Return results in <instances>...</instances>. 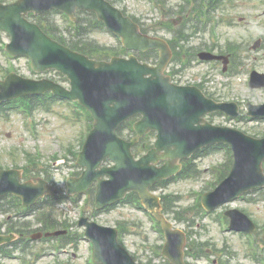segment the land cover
Returning <instances> with one entry per match:
<instances>
[{"label":"water","instance_id":"1","mask_svg":"<svg viewBox=\"0 0 264 264\" xmlns=\"http://www.w3.org/2000/svg\"><path fill=\"white\" fill-rule=\"evenodd\" d=\"M53 2L52 5L67 12L74 10L76 6L96 11L102 20L123 36L125 44L130 48L161 50L166 48L163 42L158 40L134 39L128 31L132 29L128 20L122 19L120 13L111 9L104 0H73V2L53 0ZM33 33L41 37L43 45L29 48L22 53L32 56L35 67L39 70L57 67L66 73L72 80V95L85 104L96 119L95 130L88 139L84 153L80 156V163L88 169L80 181L85 184L82 190L72 187L71 192L85 191L91 183L99 181L97 201L99 209L122 199L125 193L131 190L138 191L149 199L147 189L150 185L176 173V168H170L171 165L176 164L181 158L189 157L195 150L215 142L231 143L235 149L236 162L230 179L212 196L218 197L219 201L210 205L211 199L205 197L204 204L208 209H214L255 187L264 186L261 170L264 160V140L257 141L230 131L227 135L225 133L227 130L213 128L208 124L201 126L205 114L221 107L204 102L199 95L188 89L169 85L168 79L162 76L163 68L167 63L166 56L158 69H149L136 62L128 63L122 60H114L109 65L94 63L44 39L37 29L33 30ZM164 55H169L166 49ZM126 70L130 71V75L122 76ZM21 82L23 88L20 87L15 94L6 95L9 91L8 87H0L2 91L0 101L19 96L31 89V82ZM139 113L144 116V120L136 126L139 134L142 136L157 130L159 141L155 150L141 162L135 163L130 155L132 144L120 141L114 132L120 123ZM136 141L134 140L133 143ZM106 157L112 158L117 166L111 170H100L99 165ZM163 159H170L166 165L168 171H164L165 168L158 170L154 167V164ZM16 173L0 172V196L14 193L22 196L25 205H29L45 192L54 193L44 182L40 183L38 188H33L32 184L20 185V176ZM15 174L17 177H14ZM105 174H109L111 181H101V176ZM77 186L79 187L80 184ZM152 200L154 202L147 207L154 210L158 207V200L155 198ZM145 203L149 201L145 200ZM156 215L163 222L168 239L164 254L172 263L184 264L185 237L180 232L171 231V226L164 221L159 212ZM236 215L246 222L241 215L237 213ZM235 228L243 229L239 226ZM92 237L98 245V253L105 256L101 258L105 264H133L116 244H113L111 249L108 247L105 250L102 245L100 247L98 235ZM1 240L4 238H0ZM113 247L119 253V257L114 253L107 254L112 253Z\"/></svg>","mask_w":264,"mask_h":264},{"label":"rangeland","instance_id":"2","mask_svg":"<svg viewBox=\"0 0 264 264\" xmlns=\"http://www.w3.org/2000/svg\"><path fill=\"white\" fill-rule=\"evenodd\" d=\"M161 1H165V7L170 10L182 4L184 0ZM233 4L234 9L227 3L216 14V20L226 17V22H221L216 27V30L213 27H208L210 30L193 37L187 46L193 48L209 47L214 44L224 46L227 41L242 44L243 49L237 56L238 65L235 68V72H233L234 74L225 76L221 74V67L214 66L212 68L208 64H195L181 77L186 79V77L194 76L198 81L201 79L209 80L210 92L216 94L220 101L236 102L245 112L246 103L248 102L252 104L264 103V90L251 91L247 86V81L252 71L264 73V44L259 51L255 53L250 51L253 43L259 38L264 42V1L235 0ZM117 6L125 9L130 15L140 18L146 28L150 29V35L161 36L166 39L171 38L172 34L165 29H161L160 26H156V24L169 21L170 19L165 16L164 12H160L159 9L154 10L151 8L152 0H120L117 2ZM193 6L195 4L192 1L189 4L188 11H191ZM178 18L179 16L174 15V19ZM241 19L244 22H241ZM54 20L59 27L65 30L67 23L61 16L55 15ZM228 21L232 22L233 26H229ZM175 24L178 29L181 27L177 22ZM215 34L218 36L214 38L213 35ZM94 38L101 45L107 47H117L119 45L117 39L107 32L96 33ZM2 41L7 42L8 38L2 36ZM215 50L218 52L219 48H215ZM16 66L21 75L28 78H36L32 74L26 59L18 60ZM5 67L6 63L0 57V70ZM45 77L67 86V83L63 82L62 78L55 73L45 75ZM73 111L72 107L60 101H54L48 112L43 110L36 111L33 115L37 131L36 137L32 136L28 132L27 127H25L26 117L23 114L13 110L6 118L0 117V164L2 167L8 169L13 168L15 165L24 166L26 164L24 152L33 155L39 153L42 160L38 167L47 169L48 166H51L49 170L52 173L54 182L58 188H63L66 177L71 176L73 172L82 171L80 168L75 169L76 161H74L70 151H79L86 129H84L81 121L79 122L75 119ZM213 123L233 127L251 136H254L255 133H264V122L262 121L248 122L241 120L237 122L234 120L227 121L224 117H215ZM8 134L12 135L11 138L7 137ZM65 157L69 161L65 160ZM55 159H58L56 163ZM226 159V153L222 151L193 161L192 171H198L199 173L192 175V177L173 181L168 186L165 193L177 197L175 205L177 212L185 213L189 207L196 204L198 194L211 191L213 187L209 186V184H214L216 180L214 167L221 165ZM90 202V196H84L80 199L77 206L72 207L71 203H65L62 206H58L57 211L74 221L79 217V214L83 213L78 206L83 205L87 214L92 211L93 205ZM232 208L246 211L260 226L264 225V195L256 192L246 195L245 200H237L233 204H229L208 216H204L201 213L198 215L190 213L189 218L195 220V224L192 227H189L185 222L173 220L176 227L183 229L187 233H192L191 239L193 242L201 239V242L212 245L211 249L207 250L210 260H204L198 264H212L213 261L219 264L221 259L230 264H260L249 257V245L244 237L232 232H225L221 228L220 218L223 217L227 210ZM3 220L5 219L0 217V221ZM99 221L109 225L118 223L129 225V233L126 236V240L132 255H135L140 261L167 264V261L160 255V247L163 246V241L146 212L124 204L100 216ZM256 238L258 246L264 253V231L261 228L256 234ZM154 251H157V253L155 254ZM36 252L38 250H35ZM33 258L32 256L28 260ZM61 258L64 261V257ZM53 261L52 257H47L38 262V264H53ZM2 264H23V262L3 260ZM35 264H37L36 260Z\"/></svg>","mask_w":264,"mask_h":264},{"label":"bare ground","instance_id":"3","mask_svg":"<svg viewBox=\"0 0 264 264\" xmlns=\"http://www.w3.org/2000/svg\"><path fill=\"white\" fill-rule=\"evenodd\" d=\"M128 75H130V71L126 70L122 76H128Z\"/></svg>","mask_w":264,"mask_h":264},{"label":"trees","instance_id":"4","mask_svg":"<svg viewBox=\"0 0 264 264\" xmlns=\"http://www.w3.org/2000/svg\"><path fill=\"white\" fill-rule=\"evenodd\" d=\"M77 48H80V46H77Z\"/></svg>","mask_w":264,"mask_h":264}]
</instances>
